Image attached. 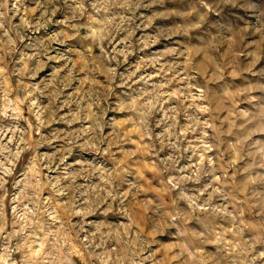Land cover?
<instances>
[{"label": "rangeland", "instance_id": "rangeland-1", "mask_svg": "<svg viewBox=\"0 0 264 264\" xmlns=\"http://www.w3.org/2000/svg\"><path fill=\"white\" fill-rule=\"evenodd\" d=\"M0 264H264V9L0 0Z\"/></svg>", "mask_w": 264, "mask_h": 264}, {"label": "clouds", "instance_id": "clouds-1", "mask_svg": "<svg viewBox=\"0 0 264 264\" xmlns=\"http://www.w3.org/2000/svg\"><path fill=\"white\" fill-rule=\"evenodd\" d=\"M242 7L250 9L251 14H260L261 10L264 9V0H239ZM189 179H196L195 176L189 177Z\"/></svg>", "mask_w": 264, "mask_h": 264}]
</instances>
